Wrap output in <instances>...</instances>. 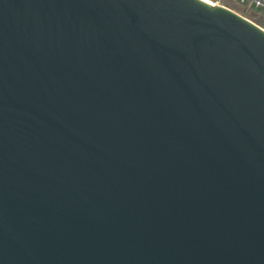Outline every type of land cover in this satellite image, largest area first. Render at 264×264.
<instances>
[{
	"label": "water",
	"instance_id": "water-1",
	"mask_svg": "<svg viewBox=\"0 0 264 264\" xmlns=\"http://www.w3.org/2000/svg\"><path fill=\"white\" fill-rule=\"evenodd\" d=\"M0 264H264V29L0 0Z\"/></svg>",
	"mask_w": 264,
	"mask_h": 264
},
{
	"label": "built area",
	"instance_id": "built-area-1",
	"mask_svg": "<svg viewBox=\"0 0 264 264\" xmlns=\"http://www.w3.org/2000/svg\"><path fill=\"white\" fill-rule=\"evenodd\" d=\"M214 5H223L231 8L229 3L239 7L243 12H238L264 29V0H213ZM234 10V9H233ZM236 11V10H235ZM254 14L257 20H253L248 15ZM260 21V22H258Z\"/></svg>",
	"mask_w": 264,
	"mask_h": 264
},
{
	"label": "rangeland",
	"instance_id": "rangeland-1",
	"mask_svg": "<svg viewBox=\"0 0 264 264\" xmlns=\"http://www.w3.org/2000/svg\"><path fill=\"white\" fill-rule=\"evenodd\" d=\"M212 1H213V0H212ZM227 5H229L231 8H233V9L236 10L237 12H243L239 7H237V6H235V5L231 4V3H229V4H227ZM248 16H249L250 18H252L253 20H257V19H256V16H254V14L249 13ZM258 22H260V21H258Z\"/></svg>",
	"mask_w": 264,
	"mask_h": 264
},
{
	"label": "bare ground",
	"instance_id": "bare-ground-1",
	"mask_svg": "<svg viewBox=\"0 0 264 264\" xmlns=\"http://www.w3.org/2000/svg\"><path fill=\"white\" fill-rule=\"evenodd\" d=\"M204 1H207L209 4L214 5V1H212V0H204Z\"/></svg>",
	"mask_w": 264,
	"mask_h": 264
}]
</instances>
